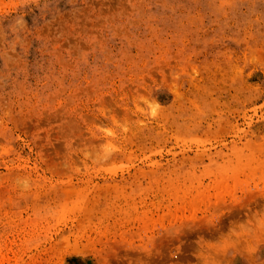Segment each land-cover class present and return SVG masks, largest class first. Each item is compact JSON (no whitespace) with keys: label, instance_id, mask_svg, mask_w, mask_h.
<instances>
[{"label":"rangeland","instance_id":"1","mask_svg":"<svg viewBox=\"0 0 264 264\" xmlns=\"http://www.w3.org/2000/svg\"><path fill=\"white\" fill-rule=\"evenodd\" d=\"M0 264H264V0H0Z\"/></svg>","mask_w":264,"mask_h":264}]
</instances>
